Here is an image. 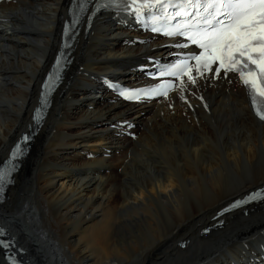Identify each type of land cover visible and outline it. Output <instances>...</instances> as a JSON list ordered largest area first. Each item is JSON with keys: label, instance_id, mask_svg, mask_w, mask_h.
<instances>
[{"label": "bare ground", "instance_id": "1", "mask_svg": "<svg viewBox=\"0 0 264 264\" xmlns=\"http://www.w3.org/2000/svg\"><path fill=\"white\" fill-rule=\"evenodd\" d=\"M67 4L0 3V162L36 109ZM167 42L118 14L97 17L79 40L37 153L0 204L24 264H264L254 208L198 236L220 206L264 187V122L241 79L192 71L140 103L108 87L142 84L143 67L173 51Z\"/></svg>", "mask_w": 264, "mask_h": 264}, {"label": "snow or ice", "instance_id": "2", "mask_svg": "<svg viewBox=\"0 0 264 264\" xmlns=\"http://www.w3.org/2000/svg\"><path fill=\"white\" fill-rule=\"evenodd\" d=\"M127 4V0H123ZM187 5L193 6L196 11L195 14H191L192 19H196L197 16H200L201 19L197 21L198 24H201L202 27L200 32L205 33L204 39L211 42L218 34L224 32L227 28H233V33L226 34V44L231 46L234 41L239 43L248 44L251 42H259L264 46V0H205V4H201V0H185ZM155 4L159 6L161 10L164 8L163 0H155ZM184 5H179L183 7ZM204 7L203 15L200 13V7ZM135 14V13H134ZM180 12H176V16H179ZM185 15H190L185 13ZM259 25L260 35L256 34V26ZM153 31H158V29L153 28ZM168 35H173V33H167ZM178 35H183L182 32H177ZM200 34L199 32L197 33ZM194 43H199L198 41H193ZM200 46L207 48L208 44L200 43ZM203 55V53H201ZM244 51H240V56L243 57ZM195 59L199 60L200 57L196 56ZM219 59V57H216ZM251 58H249L250 60ZM254 63V62H253ZM59 66L60 61H57ZM244 68L248 67V62H245L243 65ZM179 70V66H174L173 69H170L167 73L161 72V76L170 74L175 75L176 71ZM214 71L219 72V68H215ZM241 75L243 76V68L239 69ZM261 77L264 78V72L261 73ZM189 80L191 83H196L194 77L190 76ZM245 85L248 86V81H244ZM121 95L125 98L131 99L133 96L136 98H150L152 96H159L161 94L167 95V93H161L160 85L157 84L154 88L148 90H137L136 92L129 95L126 91L117 89ZM250 98L253 101L254 107L257 102V96L253 91V88L249 87ZM260 109L257 114L259 118L264 120V100L260 101ZM27 140L28 137H25ZM17 152L14 153V156L21 154L19 151V146H17ZM7 172L0 171V185L7 181ZM236 205H233L235 207ZM7 247V244L3 245Z\"/></svg>", "mask_w": 264, "mask_h": 264}, {"label": "rangeland", "instance_id": "3", "mask_svg": "<svg viewBox=\"0 0 264 264\" xmlns=\"http://www.w3.org/2000/svg\"><path fill=\"white\" fill-rule=\"evenodd\" d=\"M70 70H71V68H70ZM70 70H69V72H70ZM68 74H69V73H68ZM66 79H68V78H66ZM68 86H69V85H68ZM92 95H94V94H92ZM99 99H102V98L99 97ZM57 101H58V99H56V101H55L54 103L56 104ZM55 104H54V105H55ZM29 119H30V117H29ZM258 141H259V140H258ZM258 141H257V142H258ZM36 144H37V145H36ZM35 145H36V146H35ZM35 145H34L33 153H32V155L30 156V159H31V160L29 159V161L26 162V164L23 166L24 169H23V168L21 169V171H20L21 174H22L23 172H25V168H26V167H27L26 169H28V167L30 166L31 162L33 161V158H34L35 155H36L35 153H37L38 142L35 143ZM34 154H35V155H34ZM23 174H24V173H23ZM20 176H21V175L19 174V177L16 179V183H17V184L13 187L14 190H15L16 188H17V189L19 188V184H20V181H21V178H22V176H21V178H20ZM17 186H18V187H17ZM10 195H11V193L9 192V194H8V196H7V197H8L7 200H11L12 197L10 198ZM7 200H6V201H7Z\"/></svg>", "mask_w": 264, "mask_h": 264}]
</instances>
